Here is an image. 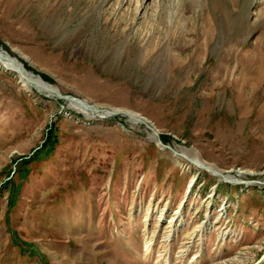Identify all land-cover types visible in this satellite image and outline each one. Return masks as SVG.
Instances as JSON below:
<instances>
[{
	"label": "rangeland",
	"instance_id": "1",
	"mask_svg": "<svg viewBox=\"0 0 264 264\" xmlns=\"http://www.w3.org/2000/svg\"><path fill=\"white\" fill-rule=\"evenodd\" d=\"M0 48L191 159L264 179V0H0ZM69 103L0 63V264H264V188Z\"/></svg>",
	"mask_w": 264,
	"mask_h": 264
},
{
	"label": "water",
	"instance_id": "2",
	"mask_svg": "<svg viewBox=\"0 0 264 264\" xmlns=\"http://www.w3.org/2000/svg\"><path fill=\"white\" fill-rule=\"evenodd\" d=\"M5 59H7L9 62H12L13 64H15V68L17 70V72H19V75L21 78H23L24 76V64H19L17 62V60L15 59V56L12 57L10 54H8L6 51L0 49V61L3 60L5 61ZM32 72V71H30ZM33 73V72H32ZM34 76L36 77H42L40 75H35V73H33ZM48 83L49 86V91L51 93H53L52 97H55L56 99H63L65 101L70 102L69 105L71 106V102H80L82 105H84V107L86 109H93L97 112H106L108 110V114L107 115H102V117H107V116H118V115H128L130 116V118H134L135 121H143L147 127L149 129H152L153 131V138H151L153 141H157L158 144H160L163 148H170L172 151H174L178 156H182L188 160H190L192 163H194L195 165H197L196 161L191 159L190 157H188L186 154H183L179 151H177L175 148H173L171 145H166L164 144V142L161 139L160 136V131L159 129L156 128V126L154 124H152L146 117L142 116L141 114L138 113V115L133 114L132 112H130L129 109L123 108V109H119V108H115V107H100L99 105L95 104V103H91L89 100L80 98L78 96H72V95H68V94H64L62 91L59 90L58 87L53 86L51 83H49L47 80L45 81ZM51 96V95H50ZM62 106H64V104L61 103ZM203 169H208L209 171H213L214 173H216L219 176V180H224L226 182H238V183H244L245 185L247 184V186L249 185H253L255 187L258 188H264V179L262 180H241L239 177H237L236 175H229L224 173L222 170H220L218 167L214 168L211 164H204L203 166H200ZM240 170H237V173H239ZM240 174V173H239Z\"/></svg>",
	"mask_w": 264,
	"mask_h": 264
},
{
	"label": "bare ground",
	"instance_id": "3",
	"mask_svg": "<svg viewBox=\"0 0 264 264\" xmlns=\"http://www.w3.org/2000/svg\"><path fill=\"white\" fill-rule=\"evenodd\" d=\"M2 49V48H0ZM7 52V51H6ZM15 59L17 60V62L20 64H24L23 61L19 60L18 58L15 57ZM1 65L3 66V68L5 69H8L9 71H11L12 69L15 68V64H13L12 62H9L7 59H5V61L1 60L0 61ZM16 69V68H15ZM25 72H24V76L23 78L20 77V80H21V84L23 87H25L28 91H31V89L33 88H36L39 92L43 93V94H48V95H51L53 96V93H51L49 91V86L48 84L44 85L42 80L39 78V77H36L34 76V74L32 72H29L27 71L25 65H24V69H23ZM19 73V72H18ZM75 103L74 105L75 106H80L82 110L85 109L84 105H82L80 102H73ZM101 115H107L108 114V111L107 112H99ZM195 156L192 157L193 160H195L199 165H204V164H207V163H204L205 161L200 158L196 152H194ZM187 155V154H186ZM188 156V155H187ZM196 163V164H197ZM214 168H216V166H213ZM240 173V172H239ZM243 174V173H242ZM173 221V220H172ZM171 221V222H172ZM176 225V224H175Z\"/></svg>",
	"mask_w": 264,
	"mask_h": 264
},
{
	"label": "trees",
	"instance_id": "4",
	"mask_svg": "<svg viewBox=\"0 0 264 264\" xmlns=\"http://www.w3.org/2000/svg\"><path fill=\"white\" fill-rule=\"evenodd\" d=\"M44 78H45V79H48V80H51L50 77L47 76V75H45ZM47 140H48V141H47L46 145L44 146V149H46L47 146H49V149L47 150V152L50 153L53 149H55L54 144H55V140H56V138L54 137V135L50 134V135L48 136V139H47ZM23 162H28V161H27V160H24ZM10 183H13V180H11V181H9V182H6V185H7V184H10ZM6 185H5V186H6Z\"/></svg>",
	"mask_w": 264,
	"mask_h": 264
}]
</instances>
